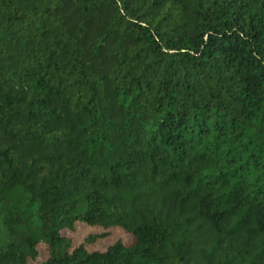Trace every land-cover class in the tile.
<instances>
[{
	"label": "trees",
	"instance_id": "trees-1",
	"mask_svg": "<svg viewBox=\"0 0 264 264\" xmlns=\"http://www.w3.org/2000/svg\"><path fill=\"white\" fill-rule=\"evenodd\" d=\"M0 264H264V0H0Z\"/></svg>",
	"mask_w": 264,
	"mask_h": 264
},
{
	"label": "rangeland",
	"instance_id": "rangeland-1",
	"mask_svg": "<svg viewBox=\"0 0 264 264\" xmlns=\"http://www.w3.org/2000/svg\"><path fill=\"white\" fill-rule=\"evenodd\" d=\"M87 226L88 227H86L84 225H81V224H79L77 226L78 234L76 235V237L78 238L79 241L81 239H83V237L86 235V233L91 231L90 229H92V228L89 225H87ZM93 231L97 232L99 230L97 228H95V229H93ZM119 239H123L124 242L127 243V244H130L132 242L131 237H129L124 231H122L121 229H116V230L113 231V235L111 237H109L106 240L98 242L97 245L95 247H92V248L104 249L108 245L114 243L115 241H117ZM40 249L42 251V259H46L47 258V253H46V251H44V247L41 246Z\"/></svg>",
	"mask_w": 264,
	"mask_h": 264
}]
</instances>
